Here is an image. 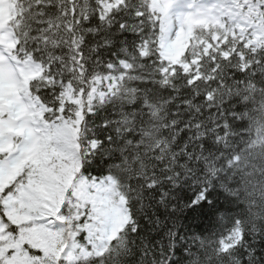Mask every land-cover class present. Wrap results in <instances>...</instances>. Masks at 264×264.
<instances>
[{"label":"snow or ice","instance_id":"obj_1","mask_svg":"<svg viewBox=\"0 0 264 264\" xmlns=\"http://www.w3.org/2000/svg\"><path fill=\"white\" fill-rule=\"evenodd\" d=\"M0 264H264V0H0Z\"/></svg>","mask_w":264,"mask_h":264}]
</instances>
